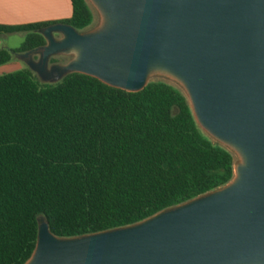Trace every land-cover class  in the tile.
Listing matches in <instances>:
<instances>
[{"label":"water","instance_id":"95a60500","mask_svg":"<svg viewBox=\"0 0 264 264\" xmlns=\"http://www.w3.org/2000/svg\"><path fill=\"white\" fill-rule=\"evenodd\" d=\"M97 25L39 32L26 62L44 83L70 73L128 92L178 85L209 138L235 156L225 185L134 224L58 237L39 217L24 264H264V0H87ZM55 34L58 37H55ZM68 55L64 64L50 57Z\"/></svg>","mask_w":264,"mask_h":264},{"label":"trees","instance_id":"16d2710c","mask_svg":"<svg viewBox=\"0 0 264 264\" xmlns=\"http://www.w3.org/2000/svg\"><path fill=\"white\" fill-rule=\"evenodd\" d=\"M58 20L0 23L22 32L0 66L40 48L53 23L93 21L87 0ZM55 58L50 63H56ZM235 156L197 125L181 88L149 80L137 92L70 73L41 82L29 68L0 75V264L31 256L39 217L58 237L123 227L225 185Z\"/></svg>","mask_w":264,"mask_h":264},{"label":"crops","instance_id":"0c3cea01","mask_svg":"<svg viewBox=\"0 0 264 264\" xmlns=\"http://www.w3.org/2000/svg\"><path fill=\"white\" fill-rule=\"evenodd\" d=\"M68 0H0V23L19 24L66 18Z\"/></svg>","mask_w":264,"mask_h":264},{"label":"rangeland","instance_id":"374dc122","mask_svg":"<svg viewBox=\"0 0 264 264\" xmlns=\"http://www.w3.org/2000/svg\"><path fill=\"white\" fill-rule=\"evenodd\" d=\"M58 19L59 18H56V19L53 18L50 20H58ZM97 23H98V16L95 13L92 23L87 28L83 29L82 31H88L94 28L97 25ZM24 37H25V33H22V32L12 33V34H7V35H0V49L1 48L16 49L21 45V43L24 40ZM34 58L36 59L37 56H35ZM53 58L57 60V62L53 64H64L70 59V56L56 55V56H53ZM23 68H28V65L26 64V62H24V60H22L19 56L14 55L11 61L0 66V75L10 73V72L23 69ZM149 80H162V81H165L171 84H175L171 80L161 77V76H152L150 77Z\"/></svg>","mask_w":264,"mask_h":264},{"label":"flooded vegetation","instance_id":"af4514ba","mask_svg":"<svg viewBox=\"0 0 264 264\" xmlns=\"http://www.w3.org/2000/svg\"><path fill=\"white\" fill-rule=\"evenodd\" d=\"M55 37H58V35L57 34H55ZM35 56H37V58L35 59L34 57ZM70 58H71V56H70ZM38 59V55L35 53V52H32L29 56H27V57H23L22 58V60H24V62H28V61H30V60H37ZM50 59H51V57L49 58V60H48V66H50L52 63H50Z\"/></svg>","mask_w":264,"mask_h":264}]
</instances>
